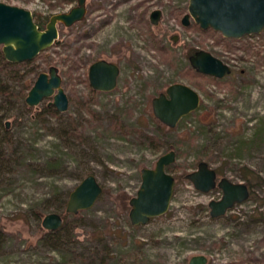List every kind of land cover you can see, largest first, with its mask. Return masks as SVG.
I'll use <instances>...</instances> for the list:
<instances>
[{
    "label": "rangeland",
    "instance_id": "374dc122",
    "mask_svg": "<svg viewBox=\"0 0 264 264\" xmlns=\"http://www.w3.org/2000/svg\"><path fill=\"white\" fill-rule=\"evenodd\" d=\"M1 1L32 10L43 29L52 15L78 5ZM189 1L87 0L83 20L58 24L57 43L19 73L0 72V264H189L199 254L208 264H264V30L228 38L193 18L185 26ZM155 9L162 10L157 25L150 20ZM79 34L85 37L74 46ZM200 49L232 72H198L189 57ZM100 59L121 68L111 91L90 84L89 68ZM52 65L70 99L57 115L45 110L53 97L38 106L22 97ZM175 82L198 90L201 104L170 128L155 116L152 100ZM170 150L177 153L170 208L133 225L130 199L141 170ZM202 160L219 178L246 182L250 198L212 217L209 202L223 190L202 192L185 177ZM90 173L104 192L91 208L64 216L71 191ZM51 212L64 216L57 236L42 224Z\"/></svg>",
    "mask_w": 264,
    "mask_h": 264
},
{
    "label": "water",
    "instance_id": "95a60500",
    "mask_svg": "<svg viewBox=\"0 0 264 264\" xmlns=\"http://www.w3.org/2000/svg\"><path fill=\"white\" fill-rule=\"evenodd\" d=\"M87 0H78V5L67 12L51 16L45 29L35 21L32 10L9 4L0 0V46L5 57L12 62L35 59L43 50L59 41V23L70 27L84 19ZM162 18V10L155 9L150 20L157 25ZM202 29L212 28L228 38H241L246 34L260 33L264 30V0H190L188 12L182 23L191 24V19ZM177 40V37H174ZM191 65L200 73L223 78L232 72L229 64L208 50L200 49L189 57ZM120 66L107 59H100L89 68V81L97 91H111L118 85ZM53 97L49 105L60 112L69 109L70 99L63 86L60 69L52 65L48 72H41L29 90L26 102L38 106L45 98ZM201 95L193 86L184 82L169 85L166 91L152 100L155 116L169 127H176L180 120L199 108ZM7 126L10 122L7 121ZM177 153L170 150L162 154L155 167L141 170V185L136 196L130 199V220L133 225L148 224L152 218L165 214L171 205L174 193L175 176L168 167L176 161ZM196 189L210 192L216 187L223 190L220 199L209 202L210 215H225L235 204L250 198L251 190L246 182H236L218 173L207 161L199 162L197 169L185 175ZM104 192V187L94 173L88 174L70 193L66 212L78 214L91 208ZM64 223L62 213L51 212L43 219L48 230H57ZM204 254L194 255L189 264H208Z\"/></svg>",
    "mask_w": 264,
    "mask_h": 264
},
{
    "label": "trees",
    "instance_id": "16d2710c",
    "mask_svg": "<svg viewBox=\"0 0 264 264\" xmlns=\"http://www.w3.org/2000/svg\"><path fill=\"white\" fill-rule=\"evenodd\" d=\"M24 1H29V0H24ZM59 3H62L66 0H57ZM50 4L51 5H54L53 3H51L50 1ZM34 18H35V21L36 23L42 28L43 27V21L40 19V17H37L35 14H34ZM199 28V27H198ZM43 29V28H42ZM83 37H85V35L83 34H79L77 36V39H75L73 45L75 46V43H77L79 41V39H82ZM71 46V45H70ZM80 49H81V46L79 47H76L75 49V53L78 54L80 53ZM195 52V51H194ZM192 52V53H194ZM41 54V53H40ZM41 56V55H40ZM32 60L30 61H24V62H12V61H9L6 57H5V54L3 52V49H2V46H0V72H4V73H19V71L21 70L22 67L28 65L29 63H31ZM33 84L31 86H29V90L32 88ZM3 93L7 94L9 93V90L7 87H2V90H1ZM10 94V93H9ZM22 97H27L28 93H22ZM20 97V96H19ZM45 110L53 115H57L58 114V110L56 109V107L54 105H47L45 107ZM138 132H141L140 130L137 129ZM148 136V135H147ZM148 141L152 144V146L154 148H156L157 150H160L162 148V141L160 139H157L155 137H152V136H148ZM169 168H171V165L168 167V171H169ZM88 175V174H87ZM63 205L65 207V203L63 201ZM64 213V216H67L68 213L66 211L63 212ZM64 225V223H63ZM61 226L59 229L57 230H51L49 231V234L50 235H54V236H57V234H59L61 232V230L64 228V226ZM59 238H62L61 235L58 236ZM106 261V259H105Z\"/></svg>",
    "mask_w": 264,
    "mask_h": 264
},
{
    "label": "flooded vegetation",
    "instance_id": "af4514ba",
    "mask_svg": "<svg viewBox=\"0 0 264 264\" xmlns=\"http://www.w3.org/2000/svg\"><path fill=\"white\" fill-rule=\"evenodd\" d=\"M77 1H78V0H77ZM186 116H187V115H186ZM162 123H163V122H162ZM6 125H7V123H6ZM165 125H166V124H165ZM7 127H8V126H7ZM168 127H169V126H168ZM170 128H172V127H170ZM173 128H174V127H173ZM216 171H217V170H216ZM217 173H218V171H217ZM218 175H219V174H218ZM218 179H220L219 176H218ZM220 189H221V188H220ZM250 190H251V189H250ZM237 204H238V203H237ZM235 205H236V204H235ZM235 205H234V206H235ZM234 206H233V207H234ZM233 207H232V208H233ZM232 208H231V209H232ZM229 210H230V209H229ZM229 210H228V211H229Z\"/></svg>",
    "mask_w": 264,
    "mask_h": 264
}]
</instances>
